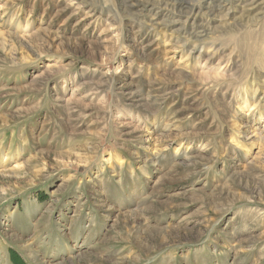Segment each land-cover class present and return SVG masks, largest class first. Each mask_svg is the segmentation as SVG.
<instances>
[{"label":"rangeland","instance_id":"374dc122","mask_svg":"<svg viewBox=\"0 0 264 264\" xmlns=\"http://www.w3.org/2000/svg\"><path fill=\"white\" fill-rule=\"evenodd\" d=\"M240 1L0 0L4 264H264V0Z\"/></svg>","mask_w":264,"mask_h":264},{"label":"bare ground","instance_id":"6f19581e","mask_svg":"<svg viewBox=\"0 0 264 264\" xmlns=\"http://www.w3.org/2000/svg\"><path fill=\"white\" fill-rule=\"evenodd\" d=\"M226 0H224V2H222L221 3V1L219 0V3H218V5H216L217 7V9L218 10H224L223 8L226 6ZM260 4V2L258 1V0H241L240 1V3H239V5H244L245 7H247V6H249V8L250 9H254V8H256L257 7V5H259ZM221 8V9H220ZM192 12H193V8H191L190 9V11H189V13H191L192 14ZM19 108V107H18ZM18 153V150H16V154ZM16 156H14V158H15ZM17 166H15V167H19V164H16ZM10 171V170H9ZM12 177V176H11ZM155 190V189H154ZM128 202V201H127ZM82 206V205H81ZM80 210V209H79ZM28 213V212H27ZM32 214V213H31ZM8 217V216H7ZM6 221V220H5ZM10 226V225H9ZM16 227V226H15ZM21 230V229H20ZM19 231V230H18ZM73 231V230H72ZM170 232L172 233V231L171 230H169L168 232L167 231H164V234H170ZM77 235V234H76ZM73 237H75V236H73ZM18 238V237H17ZM76 239L78 238L77 236L75 237ZM141 238V237H140ZM136 239V238H135ZM31 240V243H32V238L30 239ZM30 240H27V241H25V243L26 242H28V243H26V244H24L23 245V247L30 253L31 252V256H29V257H31L33 260H35V262L37 261V255H35V254H33V251H31V247H30V245H31V243H29V241ZM101 246V245H100ZM92 249V248H91ZM95 249H101V247H97V248H95ZM106 250V249H105ZM106 252V251H105ZM2 253V252H1ZM0 253V254H1ZM83 255H82V253L81 254H78V258H80V257H82ZM113 256V255H112ZM76 257V258H77ZM250 257V254H248L247 256H246V258H249ZM4 258V256L1 254L0 255V264H4V262H5V260L3 259ZM245 258V259H246ZM104 260V259H103ZM107 259H105L104 261H106ZM112 260V259H111ZM21 262H22V264H26V262L24 261V260H21ZM77 263V262H76ZM202 263V262H201ZM6 264V263H5Z\"/></svg>","mask_w":264,"mask_h":264}]
</instances>
